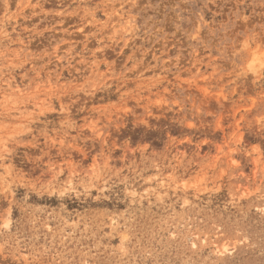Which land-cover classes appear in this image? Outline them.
Segmentation results:
<instances>
[{
	"label": "rangeland",
	"instance_id": "rangeland-1",
	"mask_svg": "<svg viewBox=\"0 0 264 264\" xmlns=\"http://www.w3.org/2000/svg\"><path fill=\"white\" fill-rule=\"evenodd\" d=\"M0 264H264V0H0Z\"/></svg>",
	"mask_w": 264,
	"mask_h": 264
}]
</instances>
